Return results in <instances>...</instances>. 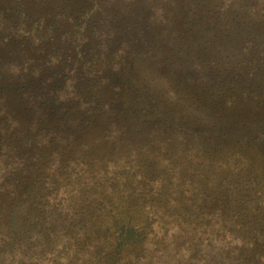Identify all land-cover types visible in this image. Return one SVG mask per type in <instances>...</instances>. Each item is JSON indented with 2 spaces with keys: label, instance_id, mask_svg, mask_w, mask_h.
Returning a JSON list of instances; mask_svg holds the SVG:
<instances>
[{
  "label": "rangeland",
  "instance_id": "374dc122",
  "mask_svg": "<svg viewBox=\"0 0 264 264\" xmlns=\"http://www.w3.org/2000/svg\"><path fill=\"white\" fill-rule=\"evenodd\" d=\"M33 3L0 13V264H264V0Z\"/></svg>",
  "mask_w": 264,
  "mask_h": 264
},
{
  "label": "trees",
  "instance_id": "16d2710c",
  "mask_svg": "<svg viewBox=\"0 0 264 264\" xmlns=\"http://www.w3.org/2000/svg\"><path fill=\"white\" fill-rule=\"evenodd\" d=\"M34 0H0V13L7 12V14H14L18 12L19 8H23V12H28L29 6H31ZM50 4L47 5V8Z\"/></svg>",
  "mask_w": 264,
  "mask_h": 264
}]
</instances>
